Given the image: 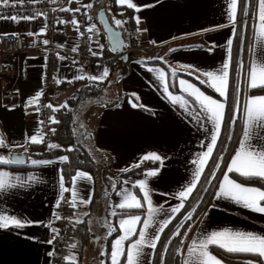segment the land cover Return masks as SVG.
I'll return each instance as SVG.
<instances>
[{
	"label": "crops",
	"instance_id": "obj_1",
	"mask_svg": "<svg viewBox=\"0 0 264 264\" xmlns=\"http://www.w3.org/2000/svg\"><path fill=\"white\" fill-rule=\"evenodd\" d=\"M83 2L85 0H75V5L79 6ZM132 2L136 4V8H129L127 4H117L129 10L128 15L134 22L133 27L135 26L133 32H136L138 37L142 39L144 46L141 54L136 56V60L130 66L128 65V72L120 80L118 85L119 104L114 106L101 105L97 124L94 127H88L84 118L86 130L84 133H86V140L89 141L92 150L101 160V167L104 161L111 166L106 164L111 171L104 167L109 174L107 180L105 177L100 180V185L103 184L100 202L106 197L110 200L108 207L107 205L105 207L104 201L99 206L98 211H101L102 214H100V218L107 217L105 213L109 210L111 216L113 212L121 210L118 205L123 202V191L130 192L141 199V203H145L142 199L143 190L139 188L138 181L146 180L152 206L157 209L163 207L162 211L153 214V220L162 221L166 218V214L176 217L182 211L183 208L179 213H171L170 208L180 203L179 193L186 189L189 180L193 178L202 154L206 151V145L210 141L214 127L207 119L199 103H189L186 110L181 107L183 100L189 99L188 94L194 93L195 89L199 88L206 96L226 104L225 100L211 96L195 82L181 74L191 72L192 76H199V80L204 81L214 91L210 86V79L203 73L208 71L215 73L226 62V42L232 36V27L226 14L229 0H132ZM2 6L0 5V8ZM238 9L239 0H237V16ZM44 14L38 16L37 19L20 21L19 23L12 20L0 21V34L18 33L23 37L25 43L24 51L14 59L0 56V76L4 80V87L0 90V141L6 143L9 151L13 153H25L24 149L27 148V164L29 165V167L3 166L2 170L10 171L14 173V177L23 178L27 182L23 187L18 186L0 192V212L16 215L18 218L22 217L25 222H41L30 223L29 226L19 229L14 227L0 229V264H58L56 259H58L59 251L56 240L52 244L46 241L53 237L52 228L57 229L61 226L56 219L62 202L61 195L63 198L68 195L75 201L73 219L82 220L86 215L92 213V210L90 203L85 204L81 201L87 200L90 196L92 201L99 186L93 174L84 170L79 171L88 174L91 179L77 178L74 185L73 177L78 171L68 178L60 158L50 160L51 163L36 165L29 161L30 157L35 159L31 155L32 148L29 149L34 144L29 142V138L36 135L39 140L41 135L42 124L40 121H43V118L39 117L36 111L38 101L44 95H48L50 103L56 106L68 94L56 90L48 91L44 85L47 56L51 50L47 46L48 44L44 45L41 41L47 39L50 42V39L46 38L47 34L26 35L29 32H38L41 26L46 24L50 12ZM259 14L257 0L255 18L252 19V39L247 65L249 74L246 79L243 77V90L246 92L251 86L250 69L256 59L254 50L257 47V41L258 39L264 41V27L259 22ZM137 17L139 23L136 22ZM124 19L128 25V16ZM93 25L95 27L91 31L92 43L98 48L96 49L98 52L101 48L102 38L96 23L92 21L90 27ZM77 33L74 25L59 23L53 41L58 46H68L78 41ZM156 53H161V55L157 56ZM147 54L156 57H147ZM13 60L17 61L16 72L12 74L2 71L1 66L7 70ZM153 61H160L165 66ZM61 62V69L54 74L56 81L82 76L83 79H77L80 83L84 79H89L90 76H101L106 68L103 70L97 68L86 57H78L73 60L65 58ZM191 66H195L200 71H192ZM181 79L186 81L183 85V91H181L179 84ZM164 82L169 83L167 92L162 86ZM257 84H259V72ZM191 85H195V87ZM37 93H41L38 98ZM9 95L17 97L15 99L18 102L16 108L9 107L8 102L13 100L8 98ZM171 96L182 97L183 99L173 102ZM249 97L251 96L246 95L244 97L245 107ZM222 98L226 99L227 97ZM134 104L137 106H133ZM245 121L246 111H243L241 134L228 164L243 138ZM223 123L218 140L223 129ZM82 142L88 146L86 141ZM253 142L259 143L258 141ZM52 143H56L58 146L62 145L55 140V136L50 144ZM151 152L159 154L162 160H145L141 163V158ZM203 159H206L207 163L203 166L200 180L211 158ZM148 162H158V166L122 176L123 173L135 168L132 167L133 165L138 163L142 165ZM151 171H157L158 175L146 176V173ZM111 172L114 173V179L121 176L119 184L117 183L116 189L112 191L108 190L107 186L104 187L110 180ZM224 172H227V166ZM28 177H35L36 179L28 181ZM61 177H63L65 188L68 189L63 193ZM229 177L235 180L230 173ZM103 180L107 183H104ZM222 180L223 174L210 203L186 239L183 251L184 264L188 259L187 249L192 245V241L197 240L199 244V241L212 231L228 228L234 231H252L264 234V214L246 209L229 199L216 197L215 194ZM16 182L14 178L13 183ZM117 193L121 194L118 195ZM58 201H60L59 207H57ZM143 209L144 215L135 214L141 216L142 219L148 217L146 204ZM132 216L134 215L121 216L117 219V225L120 229L119 235L124 234L120 221L130 220ZM131 226L136 229L137 234L123 242L125 250L139 238L138 232L141 225L135 223ZM154 231L155 227L153 226L149 229V234ZM104 234L106 233L104 232ZM119 235L112 241L111 251ZM101 241V237H99L97 245H100ZM144 250L146 253H151L153 264L155 250L147 247ZM208 251L215 256L210 251V246ZM50 252L53 255L50 256ZM222 264L228 263L222 261Z\"/></svg>",
	"mask_w": 264,
	"mask_h": 264
},
{
	"label": "snow or ice",
	"instance_id": "obj_2",
	"mask_svg": "<svg viewBox=\"0 0 264 264\" xmlns=\"http://www.w3.org/2000/svg\"><path fill=\"white\" fill-rule=\"evenodd\" d=\"M39 2V0H0V5L3 6H12L23 8L24 5L34 4ZM73 2V0H69V3ZM117 3L121 5L127 4L129 8H136V4L132 2V0H116ZM257 4V0H239V11L242 17H248L252 15L253 19L255 18V7ZM259 6V22L262 27H264V0H258ZM85 8H91L92 4L84 5ZM228 11L227 16L230 21V26L232 27V36L227 40V53H226V62L222 64L220 69H217L216 72H205L203 73L207 76L211 83L210 86L214 89L215 92L219 93L221 97H227L229 94V77L232 66V56H231V48L234 38H239L241 35L242 29L244 27H250L252 25V21L250 20H242L241 21V30H238L236 27L237 23V0H229L227 5ZM60 11H75L79 12L80 9H69L63 8ZM45 15L44 13H33L31 15H22L17 13L15 15L10 16H0V19H11L14 22L19 23L20 21H31L37 19L38 16ZM91 19V17H89ZM114 19V23L117 26L122 25L124 22L119 19ZM136 22L139 23V18H136ZM57 23H67V21H57ZM71 23L77 28L79 31V21L75 18L71 21ZM95 25L88 29L89 32L93 30ZM218 28L220 26H217ZM47 31V24L41 26L38 32L36 33H26L28 36H40L45 34ZM5 36H18V33L12 34H3ZM80 35H84V33H80ZM44 45H47L49 41L44 39L42 41ZM103 47L102 45L100 46ZM78 50L77 47H73L72 51L76 52ZM211 50V49H210ZM89 51H92L89 49ZM58 55V59L64 60L66 57ZM92 55H98L97 52L92 51ZM254 56L256 57L255 62L252 64L250 69L251 76V86L250 91L252 89H256L258 87L264 88V41L258 39L257 47L254 50ZM192 71L199 72V69H196L195 66H191ZM237 69L240 74L246 79L248 76V70L243 61L238 62ZM151 70V69H150ZM259 72V84H257ZM192 73L189 72V75ZM175 75V73H173ZM108 76V70L105 68L101 76H90L89 79L93 81H103ZM76 79H83L84 77H75ZM67 80V78H65ZM195 79L199 80V76H196ZM62 82V81H60ZM71 82V81H68ZM186 83L183 79L179 81L181 86V91H183V85ZM204 83V81H201ZM165 91H168L169 83L164 82L162 85ZM195 87V85H191ZM18 91V90H17ZM234 91L236 93V100L233 106L234 115H239L241 111H246V121L245 128L243 130V138L239 142V147L235 151V154L231 158V162L227 165V172L223 174V180L218 186V191L216 192L217 198H224L233 201L234 203L243 206L246 209L255 211L259 214H264V184L260 187L255 186H246L244 183H238L233 179H230L229 173H234L243 177L247 181L258 180L264 181V95L261 96H251L248 99L247 105L245 107L242 99V89L240 87H235ZM198 93V95H197ZM41 93H37V98ZM189 99H184L181 107H184L186 110L188 108L189 103H199L201 108L204 110L207 119L213 124V131L210 137L209 143L206 145V151L202 154V158L200 160V164L197 167L196 172L193 174V178L189 180L188 186H186L185 190H181L179 196L181 198L180 203L174 207L170 208L171 213H179L182 208L185 206V200L191 195L193 191L196 190L197 183L200 181V177L203 173V166L207 163L206 159L203 158H212V154L215 150V145L217 144L218 136L220 133V129L224 120L226 104L222 103L212 97L206 96L203 92L200 91L199 88L195 89L194 93L188 94ZM194 97V99H193ZM138 99V98H137ZM173 102L177 100L183 99L182 97L171 96ZM67 101L63 105L54 106L51 103L46 105L48 108L53 111H57L59 108H66ZM137 106V105H133ZM37 113H39V108H37ZM50 122L52 124L59 123L55 117H50ZM43 124V121H40ZM51 132L55 133V128L49 129ZM253 141H258L259 143H254ZM29 142L31 144L42 143L43 138L37 139L36 135H32L29 138ZM23 147V145H20ZM48 147L50 149H56L58 145L52 143L49 144ZM68 151H72V148H69ZM24 152H27V148L24 149ZM0 192H5L8 189H13L18 186L23 187L27 182L23 178L14 177V173L6 170H2L3 166L15 164V163H24L25 161L20 159V156L9 151L8 145L3 141H0ZM61 160L67 161L68 156L60 157ZM224 159L223 156L219 157V161L214 163V169L211 172V178L216 179L215 172L222 171L220 169V162ZM145 160H154L161 161L162 158L159 154L155 152H151L146 154L141 158V163ZM31 164H46L51 163V161H42L29 158ZM139 163L133 165L132 167H139ZM158 175L157 171H151L146 173V176L152 177ZM16 179V183H13V179ZM77 178L83 179H91L86 173L78 171L76 175L73 177V184ZM35 177H28V181H34ZM211 183V180L206 181ZM138 186L143 190L142 199L145 203H141V199H138L137 196L132 195L128 191H123V202L119 203L118 207L121 210L125 209H141L147 205L148 217L142 219L139 215H134L130 218V220H121L120 226L123 229V235H119V238L115 240L113 244L112 251L110 253L109 264H152V255L151 253L145 252V247L156 250L157 244L160 242L161 234L164 233L165 228L172 222V219L175 217L169 216L166 214V218L162 221H154L153 214L157 211H162L163 207L161 206L159 209L154 208L152 206V201L150 199V192L147 190V182L146 180L138 181ZM115 188V185H113ZM61 189L62 193L67 191L63 184V177H61ZM206 190V189H205ZM120 195L121 193H117ZM75 196V193H73ZM61 200H63V195H61ZM82 203L88 204L91 203V196L87 200H82ZM60 201L57 202V207H59ZM71 206L73 208L76 207V203L73 200L71 202ZM195 211V209H193ZM112 215H117L116 212H113ZM56 219H62L60 216H56ZM192 219V214L188 213L184 217L185 223ZM82 223V221H79ZM30 223H41L39 221L34 222H25L22 217H17L16 215H8L0 212V229H8L11 227L14 228H24L29 226ZM139 223L140 229L138 232L139 238L135 240V242L131 243L129 247L125 250L123 246L124 241H128L130 237L136 235V229L132 227V224ZM155 227V231L149 234V229ZM180 227H184V223L180 225ZM115 228H109L107 235H112L115 232ZM53 237L51 240L46 241L49 244H52L59 236V232L56 228H52ZM187 233H185L186 235ZM180 230L177 229L176 232L173 233V237L180 236ZM30 238V237H28ZM172 243V238H169L167 244H164L163 250L160 255V264H164L165 255L169 250V245ZM183 243V241H181ZM209 246H217L221 249H224L228 253L235 254H253L260 258V264H264V234L255 233L252 231H239L225 228L223 230L212 231L210 234L204 236L202 240L197 243V240L192 241V245L187 249L188 259L185 261V264H222V261L218 259L216 256H213L209 253ZM73 248L75 245L72 246ZM177 253H181V249L176 250ZM105 253H101L104 255ZM49 255H53L52 252ZM119 257V259H118ZM76 259L75 256L69 258L65 257V260L71 264L72 261ZM245 264H253L252 261H247Z\"/></svg>",
	"mask_w": 264,
	"mask_h": 264
},
{
	"label": "trees",
	"instance_id": "obj_3",
	"mask_svg": "<svg viewBox=\"0 0 264 264\" xmlns=\"http://www.w3.org/2000/svg\"><path fill=\"white\" fill-rule=\"evenodd\" d=\"M82 4H92V7L89 8V13L92 15L93 23H96V26L99 29L101 36V45L102 48L99 49V53L106 58L107 64L106 69L108 70V76L103 81H93L91 79H84L82 82L78 84L76 88L71 91H67V95L64 100L60 102L58 105H63L65 101H67L66 108H59L57 111L51 110V114H54L56 120L59 123L54 124L55 126V140L59 141L62 145L58 146L56 149H44L42 150L41 145L34 144V146H30L32 148L31 155L37 160L42 161H50L54 159H58L62 156H68V161H63L64 171L66 176L69 178L71 175H74L79 170L89 171L93 174L94 178L97 181L98 173L101 171V162L95 157L94 153L84 145V143L78 141V131H77V120L83 117V113L88 109L91 103H93L92 98H95L96 102L102 101V96L107 94V97H113V92L117 90V87L120 83V80L125 74L128 72V62H124L123 54L115 52L112 50L108 40L105 42L106 34L103 31V28L100 22L97 20V11L95 10L97 7L101 6L102 8H106L107 13L111 19L110 12L108 10L109 5L112 6L113 10L116 11L118 15L121 17L128 16V23L134 25L133 20H131V16L129 14V10L119 6L116 0H85V2L81 3L79 6L75 5V0L71 2V7L77 8ZM121 13H124L121 15ZM250 20L253 21L252 15L248 17H242L240 11L238 9L237 16V24L236 27L238 30H241V21L242 20ZM135 28V26H134ZM78 38H79V33ZM251 39H252V25L250 27H244L242 29L241 35L239 38H234L233 48H232V66L230 72V84H229V94L226 99H223L218 93L213 91L207 84L201 83L200 80L195 79L194 76L182 73V76H185L195 82L202 90L211 96L225 100L226 102V113L224 117L223 129L204 174L196 186V190L193 191L191 196L185 201V206L182 211L172 220V222L165 228L164 233L160 238V242L157 245L155 250L153 264H160V255L163 250L164 244H167L169 238H172V243L169 245V250L165 255L164 264H182V255L183 249L185 247V238L190 234V231L193 227L196 226L197 221L200 219L204 210L208 206L211 201V198L214 194V191L218 185L222 177V173L225 171L228 161L233 153L234 148L238 142V139L241 134L242 129V115L243 111L239 113V115H234L233 106L236 100V93L234 91L235 87H240L242 89L241 99L244 102V97L246 95H264V88L258 87L256 89H252L251 91L243 90V76L237 69V64L240 61H243L244 64L248 65L249 55H250V47H251ZM94 49H98L92 43V38L90 40ZM105 42V43H104ZM92 49V50H94ZM94 50V51H95ZM132 56V54H131ZM80 56L74 57V59ZM87 58V57H86ZM130 58V57H129ZM162 63L160 61H153ZM163 64V63H162ZM165 66V64H163ZM111 83L113 85H111ZM177 89V88H176ZM115 97L119 98L118 90L114 93ZM114 99V98H113ZM118 103V99L115 101L105 102L107 106H114ZM55 106V105H54ZM79 115V116H78ZM80 117V118H79ZM80 124L84 125V118ZM83 128V126H82ZM84 130V128L82 129ZM80 131V130H79ZM69 148H72V151H68ZM223 156L224 159L220 162V169L222 171H216V179L211 178V172L214 169V163L219 161V157ZM15 167H29V165H10ZM158 166V162H148L140 165L139 167H135L125 173L122 176H127L132 173L153 168ZM230 175L238 182L244 183L246 185L258 186L260 187L264 184V181L251 180L247 181L243 177H240L237 174L230 173ZM211 180V183L206 181ZM98 189V187H97ZM206 189V190H205ZM264 190V188H262ZM100 196L98 191L95 192L94 198L92 199L90 205L92 213L86 215L82 220L73 219L71 211V220L66 223L65 231V243L66 248L63 251L64 258L67 256H75L76 259L71 262V264H86L87 258L86 255L93 254L94 249L91 248V245L96 243L99 236L98 232L92 227L90 217L92 214L99 213L100 206ZM195 209V211H193ZM117 215L113 216L112 223L115 226L116 231L112 233V235H106L105 238V264H109L110 253H111V245L114 238L119 235L120 229L117 225V219L121 216L135 215L141 214L144 215V209H125L116 211ZM192 214V219L185 223L184 217L188 214ZM106 214V213H105ZM104 214V215H105ZM79 221H82L79 222ZM91 221V222H90ZM105 222H109V218L104 216L101 220V226H106V230L108 229V225ZM184 223V227H180V225ZM61 224V222L58 223ZM179 228L181 235L177 237H173V233L177 231ZM105 230V231H106ZM185 233H187L185 235ZM102 240V238H101ZM183 241V243H181ZM95 242V243H94ZM75 245L73 248L72 246ZM181 249V253H177V249ZM59 251V250H58ZM210 251L217 256L222 261L228 264H245L247 261H252L253 264H260V258L253 254H235L228 253L224 249H221L217 246H210ZM60 257V252L58 254ZM58 260V259H56ZM61 264H69L68 261L64 260ZM90 264V262L88 263Z\"/></svg>",
	"mask_w": 264,
	"mask_h": 264
},
{
	"label": "built area",
	"instance_id": "obj_4",
	"mask_svg": "<svg viewBox=\"0 0 264 264\" xmlns=\"http://www.w3.org/2000/svg\"><path fill=\"white\" fill-rule=\"evenodd\" d=\"M69 3V0H39V2L34 4H25L23 8L19 7H12V6H2L0 8V16H10L15 15L17 13H20L22 15H28L31 13H47L50 12V16L46 19L47 24V36L46 38L50 39V42L48 43V47L50 48V53L47 56V64L45 68L44 73V85L47 88L48 91L50 90H56L60 92H67L71 91L74 88H76L79 84V81L74 79H64L56 81L54 78V74L58 72L61 69L62 62L60 59H58V55H63L68 60H73L74 57L80 56V57H87L91 64L96 66L99 69H104L107 64L108 58L101 55L99 52H97L94 47L92 46L90 40L92 38V33L88 31L90 28V25L92 23V16L89 13V8H85L82 4L80 7H77L80 9L79 12L75 11H60V9L63 8H69V9H76L71 7ZM124 13H121L123 15ZM91 17V19H89ZM75 18L77 21H79V38L78 41L69 44L68 46H58L54 41V33L58 29L59 23L57 21H67V23H62L63 25H73L71 21ZM5 20H11V19H0V21ZM77 30V28H76ZM80 33H84V35H80ZM6 34V33H3ZM3 34H0V56L4 58H15L19 53L24 51L25 49V43L24 39L21 35L18 36H5ZM7 34H12V32H8ZM42 42V41H41ZM143 41L141 38L138 37L137 34L132 35V43L129 47V52L131 54H141V50L143 48ZM77 47L78 50L76 52L72 51L73 47ZM89 49H94L92 51L97 52L98 55H92V51H89ZM17 61L13 60L12 63H10L8 69H4L3 66H1L2 71H6L8 73L14 74L17 69ZM62 81V82H60ZM71 81V82H68ZM4 87V80L0 76V90ZM48 95H44L39 101H38V108H39V117L43 118V124L41 128V135L40 138H43V142L39 143L41 145L42 150L47 149L48 145L53 140L55 133L51 132L50 128H55L54 124L50 122V117H54L53 114H51L50 108H48L46 105L50 103ZM8 98H11L13 100H10L8 102L9 107L16 108L18 106L17 97L15 95H9ZM72 198L70 196H65L60 204V209L58 216L62 217V219H57L58 222H61L63 225L62 227H58L57 231L59 232V236L56 239L57 249L60 252V257H58V264H61L65 260L63 251L66 248L65 243V237H66V231H65V225L67 222L71 220V211L73 210V207L71 206Z\"/></svg>",
	"mask_w": 264,
	"mask_h": 264
},
{
	"label": "rangeland",
	"instance_id": "obj_5",
	"mask_svg": "<svg viewBox=\"0 0 264 264\" xmlns=\"http://www.w3.org/2000/svg\"><path fill=\"white\" fill-rule=\"evenodd\" d=\"M101 8L102 7L99 6L95 10H99ZM108 10L110 12L111 21H112L113 25L116 28H118L119 30H121L122 33H123V36H124V39H125V43H126L125 48H126V52H127V50L129 49V47L131 46V43H132V35L133 34H136V32H133L134 31V27H132V25L129 24V23L127 25L126 24L127 22L124 19L126 17L123 18L120 15H118L116 13V11L113 10V8H112L111 5H109ZM113 18L119 19V20L123 21L124 23L122 25H120V26H117V25H115ZM132 32H133V34H132ZM106 41H107V38L105 39V42ZM142 46H144V43H143ZM155 55L160 56L161 53H159V54L156 53ZM136 56H137V54H132V56H130L129 60L127 61L129 66L132 64V62H134V60H136ZM150 56H151L150 54H147V57H150ZM151 57L154 58L156 56H151ZM101 70H103V69H101ZM111 85H113V84L111 83ZM117 90H118V93L120 94V92H119V86L117 87ZM117 90L113 92V97H110V96L107 97V94H104L102 96V101L100 103L99 102H96L95 98H92V101H93V103H91L92 105H90L88 107V109H86V111L82 114L83 117H81V118L79 117L81 119V121L83 120V118H85L86 122L88 123V127L89 126H93L94 127L97 124V119H98V116H99V113H100V107H101V105H104L105 102H110V101L117 100L118 98L115 97V95H114V93H116ZM80 119L77 120V123H78V125H77V131H78V136H79L78 137V141H80V142L86 141V143L88 144V146H86V147H88L94 153L95 157L99 160V157L97 156V154L95 153V151L92 150L91 145H89V141L86 140L87 139L86 136H85L86 133H84L86 130H85L84 125H81L80 124ZM82 126H83L84 130H82L83 129ZM54 144H56V143H54ZM30 158L32 159V157H30ZM59 160L60 161H64V160H61V159H59ZM68 160H69V158H68ZM99 161L101 162V160H99ZM104 163H105V161H104ZM104 163L102 164L101 171L98 173V177H97V181H98L97 183H99L98 184L99 185L98 186V194H99V196L102 194L101 191H102V187H103V184L102 183L100 185V180H102V178H104V177L107 180V177L109 176L108 171H106L104 169V167L107 168L109 171H111L110 164H107V163L104 164ZM106 164L108 166H110V167H108ZM102 174H103V177H102ZM110 174H111L110 175L111 177H110V180L108 181V183L106 181H104V180L103 181H104V183L105 182L107 183L104 187L107 186V189L112 191L113 189L114 190L116 189L117 183L119 184V179H121V176H117V178L114 179V173L111 172ZM113 185H115V188H113ZM102 201H104L105 207H106V205L108 207V204H110V200H109L108 197L101 199L100 206H101ZM100 214H101V211L99 213L92 214V216L90 217V219H91L92 222L91 221L90 222H91L92 227H94V229L98 232L99 236H101L102 241H101V244L98 245L97 247H96V243L95 242H94L95 243L94 245L93 244L91 245V248L94 249V252H93L92 255L91 254H88V256L86 255V258H87V263L86 264H88L89 262H90V264H105V254L104 255H101V253L102 252L105 253V251H106L105 250V238H106V235H107V233L109 231V228L110 227L111 228H115L114 224L112 223V220H113L112 218H113L114 215L111 216L110 210H109V212L106 213L107 217L109 218V222L107 224L108 225V229L106 230V228H105L106 226H104V224H103V226H101V220L102 219L100 218L101 217ZM191 231H190V233H191ZM104 232L106 234H104ZM188 236L185 238V241L188 238ZM183 251H184V249H183ZM183 258H184V254L182 255V264H184Z\"/></svg>",
	"mask_w": 264,
	"mask_h": 264
},
{
	"label": "water",
	"instance_id": "obj_6",
	"mask_svg": "<svg viewBox=\"0 0 264 264\" xmlns=\"http://www.w3.org/2000/svg\"><path fill=\"white\" fill-rule=\"evenodd\" d=\"M97 20L100 22L104 33L106 34V37L108 39V42L112 48L113 51L118 52L120 54H123V60L124 62H127L129 60V57L131 56L130 53H126L125 51V39L123 36V33L121 30L116 28L108 13L106 8H101L97 12ZM20 156V159L24 160V163H15L12 165H27V155L26 153H15Z\"/></svg>",
	"mask_w": 264,
	"mask_h": 264
},
{
	"label": "bare ground",
	"instance_id": "obj_7",
	"mask_svg": "<svg viewBox=\"0 0 264 264\" xmlns=\"http://www.w3.org/2000/svg\"><path fill=\"white\" fill-rule=\"evenodd\" d=\"M107 40H108V39H107ZM126 53H130V52H129V49L127 50V52H126Z\"/></svg>",
	"mask_w": 264,
	"mask_h": 264
}]
</instances>
